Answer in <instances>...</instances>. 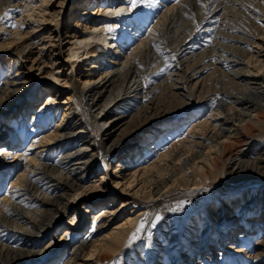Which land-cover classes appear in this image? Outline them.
Masks as SVG:
<instances>
[{"label":"bare ground","instance_id":"6f19581e","mask_svg":"<svg viewBox=\"0 0 264 264\" xmlns=\"http://www.w3.org/2000/svg\"><path fill=\"white\" fill-rule=\"evenodd\" d=\"M192 1L81 0L73 26L60 21L70 0H0V116L22 102L0 145L10 182L0 194V264H37L54 246L42 248L43 233L63 216L79 226L72 205L114 188L125 195L121 208L153 201L146 218L127 211L103 235L119 207L82 203L90 230L73 242L68 229L58 264H193L197 255L217 264L201 253L208 239L221 251L219 232L231 224L244 226L219 264H264V191L216 194L200 210L193 202L210 184L264 176V0H223L200 34L209 1L190 12ZM192 105L187 128L172 131L169 121ZM117 153L114 169L97 175L99 159L109 165Z\"/></svg>","mask_w":264,"mask_h":264},{"label":"rangeland","instance_id":"374dc122","mask_svg":"<svg viewBox=\"0 0 264 264\" xmlns=\"http://www.w3.org/2000/svg\"><path fill=\"white\" fill-rule=\"evenodd\" d=\"M79 1L81 0H70L68 7L65 8L61 14V22H69L71 25L74 26L75 22L77 21V18L79 15H81V11H78L77 13H75V5H77L79 3ZM205 1L206 0H199L197 1H192V3L190 4V12H195L200 6H205ZM209 2L207 3V15H206V20L204 21V23H202L201 27L204 25L203 28H200L198 30V34L201 33L202 30L206 29V27H212V26H206V24H208V22L210 21V16L213 14L211 11L218 7L216 10H219V12L224 8V1L223 0H208ZM71 10V11H69ZM10 11H15L16 14H19L21 12L20 7H16V9H10ZM6 19V17H5ZM201 30V31H200ZM196 39H199V43H202L203 39H205V37L203 35H199ZM190 51V46L189 44L184 45L183 49L177 54L178 55V62L182 63L184 57L186 56L187 53H189ZM4 55V53H2ZM7 55H9L8 53H6ZM11 55L9 56H5L3 59H5L7 61V65L5 66V69H7L9 67V62ZM25 65H27L28 67L31 65V61L27 60L26 62L24 61ZM28 71V70H27ZM30 74H35V76L37 78L38 77V72L34 69V67L31 69ZM44 82L45 79H38L37 82ZM46 82V81H45ZM38 85H35V88L33 90H31L30 94H32V98H35V95L37 93V87ZM65 96V94H62L59 97V100H63V97ZM28 98V97H27ZM27 98H24V101L27 100ZM23 101V102H24ZM43 101V99L39 100V104H41ZM37 102V103H38ZM22 102L20 101L19 103H16L14 105H12V109L9 110V112H6L3 116H0V145L2 143H4L8 137H9V133L12 131V127L17 125V122L14 120H19L20 118L17 116L18 112L20 110V106H21ZM195 105H192L186 109H184V112L179 113L178 117L174 116L169 123L172 124V126L176 125L177 128L172 130L174 132H182L184 128H187L188 124L190 122H183L186 121L187 116L191 117L194 114V109ZM201 108H204L201 106ZM200 108V109H201ZM204 110H201V112H199L198 114H195V119H197L199 116L204 115ZM28 116V115H27ZM178 118V119H177ZM194 118V117H193ZM205 118V117H204ZM204 118H200V120H203ZM26 120L28 121V118H24L21 122V124L25 123ZM52 119L49 117H46V121L44 122V124L46 126H50V124H52ZM22 126V125H20ZM161 126L157 129H155V132L153 133V137H155L158 134H162L163 132V128L165 127ZM185 130V129H184ZM94 132L97 135L96 138V142L97 144H100V140H101V131L98 127H95ZM183 133V132H182ZM177 134V133H176ZM146 135L142 134L141 138H144ZM3 140V141H1ZM169 141V140H167ZM154 143V145L156 144V141H152ZM137 143V142H136ZM136 143L131 144V146H129V151L130 150H134L135 149V145ZM170 142H166L165 146L169 145ZM154 150H152V152L149 154V157L153 155ZM120 155L121 154H115L111 159H109V165L108 163L104 162L101 158L99 159L98 164V169H97V175H102L104 172H111L112 169H114V166L118 163V160L120 159ZM143 156L139 157V160H142ZM2 159H0V194H3L2 190H5L9 187V174L7 172V167L2 163L1 161ZM92 179V177H91ZM113 183H111V187H112ZM219 185V186H218ZM114 188V187H113ZM207 188V189H206ZM115 190V191H114ZM207 190V191H206ZM246 190H251V191H255V192H260V191H264V176L262 177H253V176H248L244 179H240L239 181H233L230 183H213L208 185V187L206 186L204 189V193L201 194L200 196H196L193 198V202L196 204L194 205V208L197 209H201L205 203L209 204L212 201H214L216 199V194L218 195V197L221 196H229V195H237L240 194ZM120 189L119 188H114L112 191H110L107 194H103L100 195L98 197H89V195H86V197H83L82 199H79V201L77 202V204H73L72 205V210L70 211L69 214H73L77 211H79V213H81V218L79 219L80 221V225L77 227H72L70 225V223L68 222V218L66 216H63L61 218L58 219L56 226L52 229H50L49 231H47L46 233H43L42 236V248L44 249L47 245H49L51 242H53L52 248L50 249V251H48L47 253V257H45L44 259H39L37 261V264H58V262L60 261L61 257L63 254H67L68 250L70 249V244L66 242V239H63L66 235H67V231L68 229H76L75 233H70L68 236H70L71 238H73V242H75V236L77 237H81L82 235L85 236L87 235V233L90 230V225L92 222V213L91 212H86L82 209V203H85V206H88L90 208H92L93 212H98V210H100L103 206H107V205H114L115 207H119V213L118 215H116L114 218L115 220L110 224V226L106 229V231L104 232L103 235H105L106 233H108L109 231L112 230V228H114L115 226H117L118 224L124 222V220H126L127 215H129V213H127V211H131V210H135L134 213L141 215V221H143L146 216L147 213L149 211V207L151 206V204H153V201H146L143 203H139V204H129L126 208H121V204H122V197H125L124 193H120ZM115 192H119L118 194H116L115 198H113V195L115 194ZM123 194V195H122ZM215 195V196H214ZM121 196V197H120ZM241 196V195H240ZM200 201V202H199ZM217 201L221 202V200L217 199ZM249 202H251V205H254V203L256 201H254V203H252L251 199H249ZM200 203V204H198ZM97 209L96 206L100 205ZM113 206V207H114ZM189 213V212H188ZM190 214V213H189ZM189 216V215H188ZM248 216V215H246ZM181 217V216H179ZM257 217V220L262 219L263 217L260 216H255ZM248 217H245L244 220H247ZM250 218V217H249ZM244 222V221H243ZM248 225L247 227H249V229H252L255 231V229L258 228V225L256 226V224L254 225V223L250 220H247ZM188 225H185L184 227L181 226V232H185L186 227ZM190 226H193L192 223H190ZM244 225H233L231 224L229 229H230V234L228 233H221L219 232V236H220V243H219V248H221V251H217L215 247L211 248V239L207 240V251L202 252L201 254L203 255H211L213 258V261L217 264H219L220 261V252L223 254L222 257H224V253H226L228 251V246H230L231 243H234V241L236 240H232V238H236L237 234H238V230L240 229V227H243ZM261 228V227H260ZM185 229V230H184ZM231 235V237H230ZM231 238V239H230ZM72 243V242H71ZM210 253V254H209ZM196 255V254H195ZM183 256V254L181 255ZM134 256H132L130 259H133ZM198 257V255H197ZM195 257L194 263L193 264H199L198 263V258ZM132 261V260H131ZM190 260L187 259H183L181 262L182 264H192L191 262H187ZM26 264H31V262L26 263ZM123 264V263H120Z\"/></svg>","mask_w":264,"mask_h":264},{"label":"snow or ice","instance_id":"6c2138e0","mask_svg":"<svg viewBox=\"0 0 264 264\" xmlns=\"http://www.w3.org/2000/svg\"><path fill=\"white\" fill-rule=\"evenodd\" d=\"M136 2V0H133V3H135ZM12 27H23V25H16V24H13L12 25ZM110 31H111V29H109ZM143 225H141V227H142Z\"/></svg>","mask_w":264,"mask_h":264}]
</instances>
